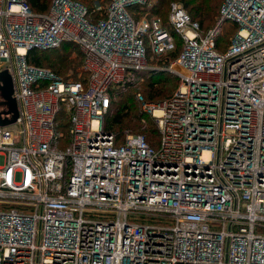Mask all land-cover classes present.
I'll list each match as a JSON object with an SVG mask.
<instances>
[{
    "label": "built area",
    "instance_id": "1",
    "mask_svg": "<svg viewBox=\"0 0 264 264\" xmlns=\"http://www.w3.org/2000/svg\"><path fill=\"white\" fill-rule=\"evenodd\" d=\"M155 2L91 12L54 0L38 12L0 0L1 71L18 109L0 125V264H264V0H224L206 31L176 1L166 20L138 16ZM225 22L238 29L219 50ZM178 37L180 54L154 63ZM63 42L80 47L86 80L28 61ZM151 68L180 79L160 101L136 93L158 145L142 133L118 143L104 126L112 95Z\"/></svg>",
    "mask_w": 264,
    "mask_h": 264
},
{
    "label": "trees",
    "instance_id": "2",
    "mask_svg": "<svg viewBox=\"0 0 264 264\" xmlns=\"http://www.w3.org/2000/svg\"><path fill=\"white\" fill-rule=\"evenodd\" d=\"M83 3L87 5L89 10L93 12L95 7L94 2L95 0H81ZM109 1V0H104ZM183 2L182 5L188 10L191 17L198 21L200 24L201 30L205 26V22H213L215 21L217 15L219 14V5L221 0H201L199 3L193 4L195 0H181ZM29 5L34 11L38 12H45L48 11L50 8L53 0H27ZM106 2V3H107ZM166 0H157L155 5L150 10L151 14H159L161 4H164ZM105 3V4H106ZM135 10L140 11L141 9L137 6L134 7ZM170 9V6H169ZM169 12V10H168ZM167 12V13H168ZM163 14L164 20L168 18V14ZM94 15V19L99 18L101 15L100 13H92ZM160 15V14H159ZM223 25H226L228 31L224 34H220L218 41H217V48L219 50H224L227 47V44H230L231 36L234 35L238 29V25L225 22ZM222 25V26H223ZM235 27V28H234ZM208 30V29H207ZM234 30V31H233ZM202 31H206L205 29ZM229 31L230 34L229 35ZM181 39L177 38L176 48L170 50L169 52L165 53L163 56L158 58V60H154V63L160 66H168L170 61L175 59L181 52L182 44ZM70 44H74L72 42H63L60 46L47 48V49H40V48H33L28 51L27 59L30 63L51 67L49 69L55 71L61 77L65 79H73V80H86L87 73L83 72L82 70V63H83V55L82 51L79 49L77 44L76 46H68ZM47 50V52H43ZM42 51V52H41ZM41 52V53H40ZM81 68V75L80 73ZM164 75L170 76L165 77ZM141 80L145 81L146 84L150 88L149 96H146L149 100L160 101L163 100L175 91L179 84V77L174 74L173 72H169L167 70H151L146 69L143 72H140L136 76V80L133 85L129 88H122L117 89L112 95V104L109 108L108 113L104 119V126L107 130L114 132L116 134L117 142L121 143L124 140V134L130 131H137L136 133H142L146 136L148 141L152 145H158L159 142V128L156 119L152 116V114L146 113L142 111L140 107V103L137 101L135 87L137 88L138 85L143 83H138ZM156 83H158L156 85ZM167 84V85H166ZM160 85V88H158ZM165 85V87H164ZM171 90L164 96L163 93L167 90ZM142 92V91H141ZM128 96H134L137 104L139 105V110L141 113L136 112L134 114H130L131 107L128 106L125 102L120 105V101ZM159 97V98H158ZM120 105V106H118ZM115 106V107H114ZM125 110V112H124ZM143 114V115H142ZM152 116V117H150ZM60 122L57 124V130L64 131V136H61L57 142L56 146L59 148H66V146L70 145L71 143V134H70V121L68 116L65 114V111L62 110L59 114ZM152 118V119H151ZM135 133V132H133ZM158 136V138H157ZM157 139V140H156Z\"/></svg>",
    "mask_w": 264,
    "mask_h": 264
},
{
    "label": "rangeland",
    "instance_id": "3",
    "mask_svg": "<svg viewBox=\"0 0 264 264\" xmlns=\"http://www.w3.org/2000/svg\"><path fill=\"white\" fill-rule=\"evenodd\" d=\"M54 1V0H53ZM81 1V0H80ZM155 1H157V0H155ZM174 1H176V2H183V1H181V0H166V2L164 3V4H161V6L159 7L160 8V11L158 12L159 14L157 15V14H147L146 12H143L141 15L139 14L138 16H147L148 15V18H150L151 16L153 17V16H160L162 19H164L163 18V16H165L166 15V13L168 12V10H169V6H170V4L172 3V2H174ZM201 0H195V2L193 3V4H196V3H199ZM209 1H211V0H209ZM214 1H216V0H214ZM223 1L224 0H221L220 1V5H219V9H220V7H221V5H222V3H223ZM82 2V1H81ZM107 1H104V0H95V2H94V5H96L97 3H101V5H105V3H106ZM53 3V2H52ZM85 4V3H84ZM182 4V3H181ZM52 5V4H51ZM145 11V10H144ZM163 14H165V15H163ZM168 14V13H167ZM219 21H220V11H219V14L217 15V17H216V19H215V21H213V22H205L204 24H205V26L203 27V29L202 30H207V29H210V28H214V27H216L217 25H218V23H219ZM223 25V24H222ZM221 25V27H220V30H221V34H224L226 31H228V28L226 27V25H223L222 26ZM235 28V27H234ZM234 31V30H233ZM231 33H230V31H229V35H230ZM232 35V34H231ZM233 36V35H232ZM232 36H231V38H232ZM231 42V41H230ZM228 45V44H227ZM68 46H76V45H74V44H70V45H68ZM77 47V46H76ZM79 47V46H78ZM79 49H80V47H79ZM81 50V49H80ZM42 52V51H41ZM40 52V53H41ZM43 52H47V50H44ZM160 66V65H159ZM1 67H2V62L0 61V72H1ZM43 67V66H42ZM45 67V66H44ZM46 68H51V67H46ZM52 69V68H51ZM151 70H166V68L165 69H163V68H151ZM167 71H169V70H167ZM55 72V71H54ZM170 72V71H169ZM172 73V72H171ZM79 75H81V68H80V73H79ZM165 77H170V76H167V75H164V78ZM64 78V77H63ZM170 78H172V77H170ZM12 81V78L10 77V76H7V77H5V79H4V81L2 82L1 81V84L2 85H4V86H6L7 84H9V82H11ZM138 83H143V84H140V85H138L137 86V88L135 87V91H142L146 96H148V97H150L149 96V92L151 91L150 90V88H148L149 86L146 84V82L145 81H143V80H141L140 82H138ZM158 83H156V85H157ZM167 85V84H166ZM164 87H165V85H164ZM158 88H160V85H159V87ZM171 90L169 89V90H167V91H165L164 93H163V95H161V96H164V95H166L167 93H169ZM15 92V88H14V86H12V88H11V90L9 91V93L10 94H13ZM159 98V97H158ZM126 103L128 106L130 105V107H131V110H130V114L132 115V114H134V113H136V112H139V113H141V111L139 110V105L137 104L138 102L136 101V99L134 98V96H128L127 98H124L123 97V100L122 101H120L119 103H120V105H121V103L123 104V103ZM120 105H118V106H120ZM115 107V106H114ZM124 112H125V110H124ZM143 115V114H142ZM150 117H152V116H150ZM153 118V117H152ZM151 118V119H152ZM10 119H12V113L9 111V101L6 99V97L4 96V94H3V92H2V89L0 88V124H5L7 121H9ZM12 124V123H11ZM9 125V124H8ZM133 132H137V131H130V132H126L125 134H124V137L128 134V133H133ZM157 138H158V136H157ZM157 140V139H156ZM4 160H5V157H4V155L3 154H0V166H2L3 164H4Z\"/></svg>",
    "mask_w": 264,
    "mask_h": 264
},
{
    "label": "water",
    "instance_id": "4",
    "mask_svg": "<svg viewBox=\"0 0 264 264\" xmlns=\"http://www.w3.org/2000/svg\"><path fill=\"white\" fill-rule=\"evenodd\" d=\"M7 76L11 77V75L6 70L0 72V88L2 89V92L4 96L6 97V99L9 101V111L12 113V119L7 121L5 124H0V125H8V124L14 123L18 115L16 100L12 96V94L9 93V91L11 90L13 86V81L9 82V84H7L6 86L1 84V81L3 82L5 77Z\"/></svg>",
    "mask_w": 264,
    "mask_h": 264
}]
</instances>
